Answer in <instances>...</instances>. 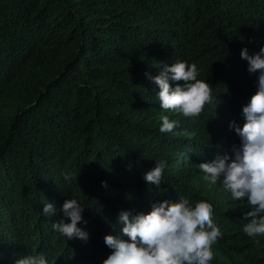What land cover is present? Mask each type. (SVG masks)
Returning <instances> with one entry per match:
<instances>
[{
    "label": "trees",
    "instance_id": "16d2710c",
    "mask_svg": "<svg viewBox=\"0 0 264 264\" xmlns=\"http://www.w3.org/2000/svg\"><path fill=\"white\" fill-rule=\"evenodd\" d=\"M261 46L264 0H0V264H103L121 210L180 195L214 205L212 264H264V235L242 231L246 199L213 200L198 166L240 143L230 122L243 124L259 75L240 53ZM176 59L197 64L212 99L195 118L166 113L180 123L162 133L145 73ZM155 158L168 161L159 186L144 179ZM68 198L85 204L87 240L52 228Z\"/></svg>",
    "mask_w": 264,
    "mask_h": 264
},
{
    "label": "clouds",
    "instance_id": "9594fccd",
    "mask_svg": "<svg viewBox=\"0 0 264 264\" xmlns=\"http://www.w3.org/2000/svg\"><path fill=\"white\" fill-rule=\"evenodd\" d=\"M241 58L248 61L249 72L259 70L257 91L243 105V124L230 122L240 137L231 153L217 154L211 161L200 162L203 181L211 187L219 182L230 194L231 200L246 199L250 207L243 213L246 223L242 231L249 237L264 235V46L250 53L241 49ZM157 74L146 72L148 79L158 87L156 95L160 114V131L173 132L179 119L169 114L195 118L212 99L207 79L199 78L196 63L176 59L175 62L155 65ZM171 81H177L174 85ZM183 81V83H179ZM155 165L144 174L146 182L159 186L168 161L155 158ZM70 176L65 180L70 182ZM102 184L107 185L106 181ZM85 204L68 198L61 206L63 216L52 223V228L68 239L87 240L89 232L80 226ZM53 202L43 204V215L56 212ZM214 205L207 199L191 201L187 196L178 200L155 202L151 210L133 213L121 210L118 215L121 234H106L105 244L112 251L103 264H212L213 245L223 235L214 221ZM87 223V221H84ZM127 237V238H125ZM15 264H49L43 252L19 257Z\"/></svg>",
    "mask_w": 264,
    "mask_h": 264
},
{
    "label": "rangeland",
    "instance_id": "374dc122",
    "mask_svg": "<svg viewBox=\"0 0 264 264\" xmlns=\"http://www.w3.org/2000/svg\"><path fill=\"white\" fill-rule=\"evenodd\" d=\"M206 192L216 202H220L221 199H225L224 201L229 203V205H239V202L230 199V194L222 188V185L219 182L211 187L208 186Z\"/></svg>",
    "mask_w": 264,
    "mask_h": 264
}]
</instances>
